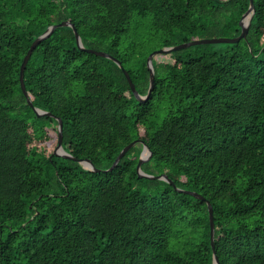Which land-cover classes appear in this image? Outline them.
Wrapping results in <instances>:
<instances>
[{
  "label": "trees",
  "instance_id": "trees-1",
  "mask_svg": "<svg viewBox=\"0 0 264 264\" xmlns=\"http://www.w3.org/2000/svg\"><path fill=\"white\" fill-rule=\"evenodd\" d=\"M253 2L238 42L155 54L142 102L69 26L40 41L24 69L29 98L61 119L70 155L107 169L141 139L151 151L141 169L201 200L138 176L140 143L110 171L53 154L58 121L26 103L19 67L32 41L67 19L145 95L146 37L164 47L174 35L236 36L249 0H0V264H213L206 200L219 264H264V0Z\"/></svg>",
  "mask_w": 264,
  "mask_h": 264
},
{
  "label": "water",
  "instance_id": "water-1",
  "mask_svg": "<svg viewBox=\"0 0 264 264\" xmlns=\"http://www.w3.org/2000/svg\"><path fill=\"white\" fill-rule=\"evenodd\" d=\"M253 13H254V2H253V0H249V6L239 20V25L241 27V31L236 36H233V37L216 36V37L197 38V39H193L190 41L180 42V43L172 45V46H164V47H161V48L156 49V50L152 51L151 53H149V55L147 56V67L149 69V84H148L147 93L145 95H141L138 93V91L136 90L135 85L132 82L128 72L121 65L120 61L117 58H115L111 54H109L105 51H102V50H97V49H93V48H85L82 44V41H81V38H80L78 31L76 30L74 24L71 21L65 19L59 23H55V24L48 26L46 28V30L42 34L37 36L32 41L30 46L28 47V49H27V51H26L25 55L23 56L22 61L20 63L18 79H19V84H20L22 93L26 99V103L33 109V111L36 113V115L37 116H41V115L51 116L58 121V130H57L58 139H57V144L53 150V154L59 155V156H62L64 158H68V159H71L74 161H77L83 168L88 169V170H92V171H96V172L110 171L116 166L118 161L123 157V155L133 145L140 143L142 148H141V152H140L137 164H136V171H137L138 176L147 177V178H151V179H163V180L167 181L169 184H171L174 187V189L181 191V192H184V193H187V194H190V195H193L194 197H196L198 199L204 200V197L195 191L188 190V189H182V188L177 187L175 185V183L165 173L153 175V174L144 172L141 169V164L150 158L151 151L149 150L147 144L141 139L132 140L131 142L127 143L124 147H122V149L119 151V153L117 154V156L113 160L112 164L107 169L97 168L89 158H75L72 155H70L62 147V122H61V119L59 117H56L55 115H53L51 112H48V111L42 110L38 107H35L31 101V99L29 98L28 93H27L26 88H25V84H24V69H25L26 63H27L32 51L34 50V48L38 45V43L40 41H42L43 39L48 37L53 32V30L55 28L63 27V26H69L73 30L74 37L76 40V44L80 49H83L87 52L93 53V54L101 56V57L109 58V59L113 60L120 67V69L122 70L123 74L125 75V77L127 79L129 87H130L132 93L134 94L135 98L142 102L149 96V94H150V92L154 86V69H153L152 58L155 54L171 52L174 50H178V49H182V48H186V47L198 45V44L236 43L239 40L246 37L248 30H249L250 20L253 16ZM206 204H207L209 224H210V244H211L212 253H213V264H219L217 256L215 254V248H214V223H213L212 207H211L209 201H207V200H206Z\"/></svg>",
  "mask_w": 264,
  "mask_h": 264
},
{
  "label": "rangeland",
  "instance_id": "rangeland-1",
  "mask_svg": "<svg viewBox=\"0 0 264 264\" xmlns=\"http://www.w3.org/2000/svg\"><path fill=\"white\" fill-rule=\"evenodd\" d=\"M148 37H146L143 41H145V43H144V48H145V50L146 51H150V53L152 52V51H154V50H156V49H159V48H161V45H162V41H160V40H158V39H154V40H150V39H147ZM170 38L172 39V42H176V44L177 43H179L180 42V37H178V36H176V35H174L173 37L172 36H170ZM197 38H200V37H196V38H192V39H190V40H193V39H197ZM189 40V41H190ZM220 44H216V46H219ZM220 46H222V45H220ZM160 58V57H159ZM157 60H158V58H157ZM50 132V134H53V131L52 130H49ZM56 146V145H55ZM55 148V147H54ZM54 150V149H53ZM148 171H146V173H150V174H153V175H158L159 173L156 171V170H154V169H151V168H148L147 169Z\"/></svg>",
  "mask_w": 264,
  "mask_h": 264
}]
</instances>
